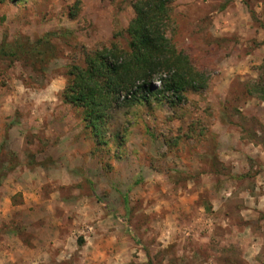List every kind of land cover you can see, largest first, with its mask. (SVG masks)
<instances>
[{
	"label": "rangeland",
	"instance_id": "374dc122",
	"mask_svg": "<svg viewBox=\"0 0 264 264\" xmlns=\"http://www.w3.org/2000/svg\"><path fill=\"white\" fill-rule=\"evenodd\" d=\"M138 1L0 2V264H264V0H163L201 81L97 136L70 72L127 49Z\"/></svg>",
	"mask_w": 264,
	"mask_h": 264
},
{
	"label": "trees",
	"instance_id": "16d2710c",
	"mask_svg": "<svg viewBox=\"0 0 264 264\" xmlns=\"http://www.w3.org/2000/svg\"><path fill=\"white\" fill-rule=\"evenodd\" d=\"M135 10L136 18L128 29L130 42L126 50L114 45L97 51L87 57L83 68L73 67L70 72L64 99L85 109L86 120L97 136H101L106 126L111 107L149 102L155 81L162 83V90L157 93L166 96L174 105L185 101L187 89L201 81L189 58L178 52L163 34L166 3L140 0ZM18 44L2 52L18 58L22 50ZM37 52L40 53V49Z\"/></svg>",
	"mask_w": 264,
	"mask_h": 264
}]
</instances>
